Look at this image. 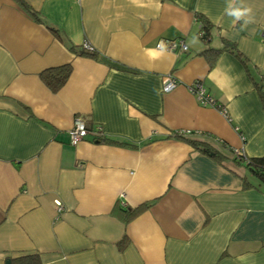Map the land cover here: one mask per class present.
Returning a JSON list of instances; mask_svg holds the SVG:
<instances>
[{
	"label": "crops",
	"instance_id": "crops-1",
	"mask_svg": "<svg viewBox=\"0 0 264 264\" xmlns=\"http://www.w3.org/2000/svg\"><path fill=\"white\" fill-rule=\"evenodd\" d=\"M22 1L0 0V264H264V183L226 149L264 155V0H242L248 24L228 0ZM178 38L185 52L156 46ZM64 64L52 90L41 74Z\"/></svg>",
	"mask_w": 264,
	"mask_h": 264
},
{
	"label": "trees",
	"instance_id": "trees-1",
	"mask_svg": "<svg viewBox=\"0 0 264 264\" xmlns=\"http://www.w3.org/2000/svg\"><path fill=\"white\" fill-rule=\"evenodd\" d=\"M21 5H24V2L22 0H17ZM200 20V28L199 30L203 31V35L200 37V39L203 42H208L210 39V24L208 23L207 20L203 18L202 15L198 16ZM53 30H55L54 27H51ZM229 48L228 44L224 45L220 49H215L212 48L211 46H206L201 53L208 59L209 64H213L215 56L223 49ZM81 53H87V54H93L94 51H91L90 53L88 51L85 52V50H81ZM237 54L240 56L239 52ZM241 60L244 62L245 59L241 56ZM70 66L69 64H64L58 67L54 68H47L44 70L41 74L42 79L44 82L52 89V90H57L59 89L62 84L66 81L69 73H70ZM257 88L259 91V95L261 98L262 103H264V84L259 83L257 84ZM86 126V125H85ZM89 126H86L88 128ZM193 132H188L186 133L185 131L179 132V131H174L173 135L186 140L189 142L192 146H194L197 149H200L202 152L206 154H211L217 159L221 160L225 157L224 154H222L219 150H217L212 144L206 143L198 138L192 137ZM222 145L226 146L225 143H222ZM230 154L232 155V159L239 164L244 165L246 168H248L259 180L261 183H264V155L259 156V157H248L246 156L242 151L236 150L231 147L226 148ZM228 157V156H227ZM247 185V184H246ZM149 203H143L140 204L134 208H126L122 209L124 212V218L127 221L131 217L135 216L142 210H144L146 207H148ZM14 264H40V261L37 256L35 255H30V256H24L21 258H18L17 260H14Z\"/></svg>",
	"mask_w": 264,
	"mask_h": 264
},
{
	"label": "built area",
	"instance_id": "built-area-1",
	"mask_svg": "<svg viewBox=\"0 0 264 264\" xmlns=\"http://www.w3.org/2000/svg\"><path fill=\"white\" fill-rule=\"evenodd\" d=\"M203 35V31L199 30L198 36L199 38ZM264 36V34H262ZM264 39V37H262ZM161 41H159L158 44H160ZM167 43V49L169 51L173 52H185L187 50V45L184 42L182 38L178 39H170V40H165ZM80 47L88 52L94 51V48L92 47L91 44L88 42H83ZM175 85V80L172 78H169L166 80V82L163 85L164 90H169ZM191 89L194 90V92L197 93L200 101L204 104L206 103H214L213 99L206 95L202 89V87L199 85L197 81L194 82V84L191 85ZM88 129L85 126L84 120H82L79 117L74 118L72 126L67 130V134L69 136V141L71 144H76L79 141H81L86 134L88 133ZM179 132H188L186 130H178ZM58 208L61 209L60 202H57Z\"/></svg>",
	"mask_w": 264,
	"mask_h": 264
},
{
	"label": "clouds",
	"instance_id": "clouds-1",
	"mask_svg": "<svg viewBox=\"0 0 264 264\" xmlns=\"http://www.w3.org/2000/svg\"><path fill=\"white\" fill-rule=\"evenodd\" d=\"M252 8L245 7L242 3H237V0H228L227 7L225 8V14L232 18L233 24L243 21L244 24H248L252 22ZM157 48L163 52L167 49V43L165 41H161L160 44L157 45Z\"/></svg>",
	"mask_w": 264,
	"mask_h": 264
}]
</instances>
